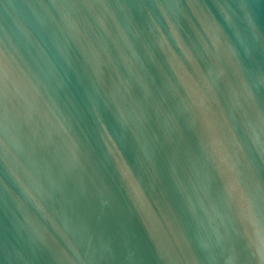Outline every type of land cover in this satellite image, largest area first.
<instances>
[{"label": "water", "instance_id": "95a60500", "mask_svg": "<svg viewBox=\"0 0 264 264\" xmlns=\"http://www.w3.org/2000/svg\"><path fill=\"white\" fill-rule=\"evenodd\" d=\"M0 264H264V0H0Z\"/></svg>", "mask_w": 264, "mask_h": 264}]
</instances>
